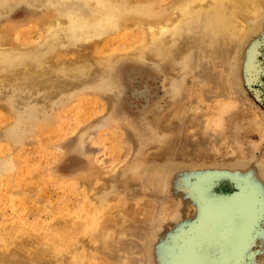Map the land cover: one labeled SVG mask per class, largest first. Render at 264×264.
<instances>
[{"label": "rangeland", "instance_id": "obj_1", "mask_svg": "<svg viewBox=\"0 0 264 264\" xmlns=\"http://www.w3.org/2000/svg\"><path fill=\"white\" fill-rule=\"evenodd\" d=\"M190 1L0 0V264H264V0Z\"/></svg>", "mask_w": 264, "mask_h": 264}, {"label": "bare ground", "instance_id": "obj_2", "mask_svg": "<svg viewBox=\"0 0 264 264\" xmlns=\"http://www.w3.org/2000/svg\"><path fill=\"white\" fill-rule=\"evenodd\" d=\"M98 1L105 8V10H107L106 15H108L112 19L115 18L114 21H119V22L122 21V23H124L125 17H121L123 15V14H121L122 10H120L116 6V4H114V3L112 4L111 0H98ZM180 12H181V16L176 21L177 23L173 27L174 31L181 30V27H183L184 24H189V23L191 24L192 22H197V23L198 22H200V23L206 22L210 34H213V35L222 34V35H224L226 32V29L232 31V33L242 34L248 28V25L246 23V20H247L246 18L257 16L258 14L260 15V13H263V3L261 0H193V1H190V2L186 3L185 5H183L180 8ZM253 20H255L254 17H253ZM253 20H251V21H253ZM55 21L56 20H50L48 23L44 24L45 29L42 28L43 26L41 27V29L46 30V33H49L51 35H55L58 32V30L56 28L57 25L55 26V24H58V25L61 24L60 21H56V22ZM90 21H91V18L80 16L78 14L74 15L68 11V28L67 29L72 33H77L81 29L83 30L85 27H87L91 23ZM119 22H116V23L119 24ZM152 24L153 23H151V24L148 23V25H145V28H146V26H149V28H150L152 26ZM161 28H162V30H161L162 33L170 30V27L166 28V27L162 26ZM153 36L156 37L155 35H153ZM210 190H211V188H210ZM200 195L202 196L204 203H206V205L214 206L208 200L206 192L203 189L200 191ZM208 195H210V194H208ZM216 200L217 199L215 198V201ZM237 209L240 210L241 206H238ZM232 216H234V215H232ZM237 216H239V215H237ZM220 231H222V230H220ZM223 231H224V229H223ZM213 232H214V230H213ZM205 243H206V241H205ZM192 258L194 259V261L196 259L198 261H203L205 257H203V254L201 255V253L196 252L194 257H192ZM224 258L225 257H223V259ZM202 264H218V263L215 260H213V261L212 260H204V262Z\"/></svg>", "mask_w": 264, "mask_h": 264}]
</instances>
